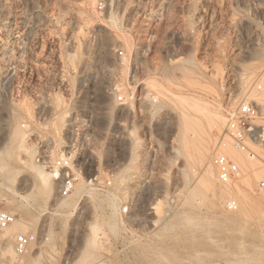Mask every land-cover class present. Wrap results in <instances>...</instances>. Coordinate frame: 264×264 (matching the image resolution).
Returning a JSON list of instances; mask_svg holds the SVG:
<instances>
[{
  "label": "rangeland",
  "instance_id": "rangeland-1",
  "mask_svg": "<svg viewBox=\"0 0 264 264\" xmlns=\"http://www.w3.org/2000/svg\"><path fill=\"white\" fill-rule=\"evenodd\" d=\"M103 1L0 0V209L21 226L0 264H264V233L243 201L264 211V149L239 155L224 131L240 101L264 103V0ZM203 107L224 118L205 165L216 174L210 158L226 140L238 167L231 201L247 212L232 222L220 217L236 209L213 189L186 202L204 166L185 156L184 117ZM230 151L260 174L254 191ZM61 152L77 172L65 197L32 167L48 171ZM19 234L34 239L26 252Z\"/></svg>",
  "mask_w": 264,
  "mask_h": 264
},
{
  "label": "bare ground",
  "instance_id": "bare-ground-1",
  "mask_svg": "<svg viewBox=\"0 0 264 264\" xmlns=\"http://www.w3.org/2000/svg\"><path fill=\"white\" fill-rule=\"evenodd\" d=\"M264 13V12H263ZM185 62V61H184ZM186 65H189L191 64V60L190 59H187L186 60ZM185 65H181V64H178V68L179 70L186 74L185 71L188 70V68L190 69V67H184ZM164 71H166V68H164ZM163 71V72H164ZM189 71V70H188ZM264 76V70H263V75L261 77ZM264 78V77H263ZM264 99V98H263ZM262 99V100H263ZM230 101H234V98H231L229 100ZM235 102V101H234ZM233 102V103H234ZM204 108V107H203ZM204 110L202 113L200 112V115H199V118H192L191 116L188 117V115L186 114L185 117H184V122L187 123L188 125H192V128L193 130L189 133H186L183 135L181 141V145L183 147V150L185 151L186 155L185 156H188V161H191V163L194 165L196 164H201V166L203 165L204 168L202 170V172L196 177V183L194 182V185L193 186H189V194H190V198L188 200H186L187 204L190 203V204H195L193 203V201L196 199V197H198V195L204 193L206 190H211L213 189L214 191H212L213 193V196L216 197V200L218 201H223V200H226V203L228 205L229 208H232L231 207V204L233 203V208H235L236 210L233 212H229V213H222L221 214V217L223 220H226L227 222H232L233 220L239 218L243 213L247 212V209H249L251 211V213H253V216H254V222L256 224V227L264 233L263 231V227H264V211H263V205H262V202L256 197L254 199L250 198V197H247L246 195H244V199L243 201L247 204V209H245V205L244 204H240L238 205V207L236 208L235 206V201H231L232 200V197H234V191L232 189V187L230 186V183H219V185H223V186H217L216 188L213 187V183L215 182L214 179L216 174H214L215 171H213L212 169V166L208 165L206 166L205 163L208 159V154H209V147H210V143H211V138H210V130L212 128H221L223 127V124H224V118L222 117V114L218 111L217 108H207V109H202ZM200 111V110H199ZM192 115V114H191ZM187 116V117H186ZM199 122V123H198ZM134 132V131H133ZM24 134L19 130V129H15L13 131V133L11 134V139L12 141H14L15 143L18 144V146H21L24 142ZM230 144H231V140H229ZM134 144V143H133ZM137 144V143H136ZM228 142L226 143V140H223V142L221 143V146H224V147H221V152H225L228 153L229 152V146H228ZM220 147V146H219ZM133 148V147H132ZM224 151H223V150ZM262 149V148H260ZM257 150V149H256ZM0 151H2L0 149ZM183 151V152H184ZM239 152V155H240V152L244 155H246V158H247V154L243 151H240V150H236ZM235 151V152H236ZM261 151L263 152L264 150H260L259 153H261ZM233 156H234V159L237 161V162H240V164H242V166L245 168L243 171L245 173L244 177L242 178V183L245 185V186H248L249 189L253 190L255 189V182L257 181L258 177L260 174H258V171H253V169H251V165H250V159L247 161V159L243 158V156H240L241 158H243V163L240 161L241 159H238V156L237 154H235L233 151H230ZM236 152V153H238ZM256 152V151H255ZM134 152H132L133 154ZM258 153V151H257ZM258 153V154H259ZM216 154V153H215ZM230 154V155H232ZM68 154H65V153H62L61 152V156H66ZM134 155V154H133ZM227 156V155H226ZM229 156V155H228ZM1 157V156H0ZM71 157V155H70ZM231 157V156H230ZM245 157V156H244ZM134 158V157H133ZM1 160V159H0ZM191 164V165H192ZM211 164V163H210ZM3 165V164H2ZM189 165V164H188ZM32 167L34 168V173H35V177H36V182L39 183L43 188H45L47 191H50L53 186L52 184L54 182H52V179H51V174L49 173V171H44L43 168L41 166H38L36 164H33ZM189 167V166H188ZM191 167V166H190ZM253 168V167H252ZM126 169V168H124ZM11 171V170H10ZM191 171V170H190ZM246 171V172H245ZM239 174V173H238ZM8 176V175H6ZM183 176V174H182ZM124 175L123 174H119L118 178H117V182H122V180L124 179ZM184 182H187V178H188V175L187 174H184ZM241 180V179H240ZM192 181V180H191ZM218 183V182H217ZM186 184V183H185ZM54 185V184H53ZM119 185V184H118ZM216 185V184H215ZM218 185V184H217ZM239 187L237 186V190ZM248 189V190H249ZM245 190V189H244ZM216 191V192H215ZM252 191V192H253ZM258 191V190H257ZM260 191V190H259ZM51 192V191H50ZM240 192V191H239ZM243 192V191H241ZM240 192V193H241ZM251 192V193H252ZM262 192V191H261ZM217 195H216V194ZM255 193V192H254ZM260 193V192H259ZM188 194V196H189ZM244 194V193H243ZM261 194V193H260ZM124 195V194H123ZM248 195V194H247ZM258 195V194H256ZM126 196V195H125ZM243 196V195H242ZM260 197V196H259ZM264 198V197H263ZM263 198H260V199H263ZM237 199V198H236ZM196 201V200H195ZM249 202V203H248ZM10 205H13L14 203L12 201L9 202ZM214 203V202H213ZM218 203V202H217ZM192 208V207H191ZM246 210V211H245ZM6 211V210H5ZM227 212V211H226ZM191 213V212H190ZM12 214V213H11ZM160 219V218H159ZM15 221L9 225L8 227L4 228V229H0V231H3L5 232L4 236L3 234L0 235V238L3 239V243L2 245L0 246V257H5V256H8V255H12L13 257V250H12V235L13 233H15V230H18L21 228L20 225H17V227H14L15 226ZM188 223H186L185 226H187ZM20 227V228H19ZM1 232V233H3ZM32 234V233H31ZM32 241H34V239H32ZM30 241V243L32 242ZM93 241H94V238H93ZM34 243V242H33ZM26 250V249H25ZM26 252V251H24ZM18 253V252H17ZM85 262V261H83ZM160 262V261H159Z\"/></svg>",
  "mask_w": 264,
  "mask_h": 264
},
{
  "label": "built area",
  "instance_id": "built-area-1",
  "mask_svg": "<svg viewBox=\"0 0 264 264\" xmlns=\"http://www.w3.org/2000/svg\"><path fill=\"white\" fill-rule=\"evenodd\" d=\"M94 1L98 9L104 6L103 0ZM260 88L264 89V83L260 85ZM118 99H121V96ZM224 131L236 149L247 153L251 158L261 159L253 147L264 149V103L246 99L240 101L228 112ZM210 162L216 169V178L219 183H228L239 173L237 164L221 153L212 155ZM45 167L52 178L58 182V195L60 197L67 196L77 179V172L70 155L59 156L45 164ZM257 188L264 193V177L258 181ZM231 207H234L233 203ZM121 210L126 212L127 207L124 206ZM14 221L13 214L0 209V229L8 227ZM32 239V235H17L15 239L16 251L24 252ZM3 241L0 239V246Z\"/></svg>",
  "mask_w": 264,
  "mask_h": 264
}]
</instances>
